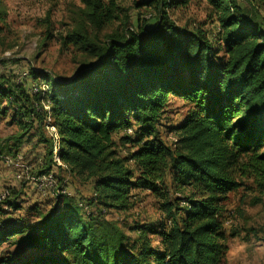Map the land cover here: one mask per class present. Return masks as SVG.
Masks as SVG:
<instances>
[{
	"label": "trees",
	"instance_id": "16d2710c",
	"mask_svg": "<svg viewBox=\"0 0 264 264\" xmlns=\"http://www.w3.org/2000/svg\"><path fill=\"white\" fill-rule=\"evenodd\" d=\"M125 1L82 0L63 43L90 61L71 79L33 68L21 80L0 76V117L16 127L15 145L0 152L16 160L30 146V175L53 174L60 186V171L93 180L99 208L85 214L61 195L30 209L36 223L0 219V249L9 247L0 264H224L229 196L243 179L264 189V0H204L214 39L171 18L190 0H141L143 22ZM174 98L190 109L169 145L159 126ZM137 191L154 197L157 215L126 232L106 215L133 210ZM20 197L12 190L0 216L19 210Z\"/></svg>",
	"mask_w": 264,
	"mask_h": 264
},
{
	"label": "rangeland",
	"instance_id": "374dc122",
	"mask_svg": "<svg viewBox=\"0 0 264 264\" xmlns=\"http://www.w3.org/2000/svg\"><path fill=\"white\" fill-rule=\"evenodd\" d=\"M140 1L126 0L123 7L131 11L133 21H136L138 13H142L143 22L144 18L150 16L146 8L136 9L135 4ZM81 8L82 0H0V76L11 81L21 80L33 68L38 75H48L56 81L71 79L81 65L90 61L74 47L64 46L63 43L64 36L75 27ZM170 11L171 18L178 26L201 28L214 39L217 20L204 0H190L186 8L173 7ZM259 13L264 19V7L259 8ZM116 27L118 24L110 27L107 32ZM37 82L49 83L41 76H38ZM189 109L190 106L176 98L168 104L159 126L162 139L167 144L172 145V138L175 139L171 134L172 128L182 123ZM10 119V114L0 117L2 151L15 145L12 135L16 132V127L9 125ZM127 135H133V132H128ZM115 139L118 141L119 138L116 136ZM118 143L119 151L125 155L129 145L121 147L120 142ZM28 147L30 146H26L16 160L5 157L6 152H0V195L4 192L9 194L14 189L23 193L21 208L9 211L7 215L0 216V219L36 223L38 220L32 217L30 209L38 205L48 208L52 201L54 190L44 189L40 184L28 180L31 178V167L27 168L31 160L26 153ZM58 175L63 178V183L67 182L69 192L76 201L82 203L85 214L98 212V206L92 204L95 194L93 180L82 181L64 171H60ZM17 176L23 178L18 181ZM241 183L243 186L233 192L226 202L223 215V221L227 223L225 230L230 239L244 242L248 240L245 242L248 248L243 249L247 257L264 261V192L260 193L264 189L258 188L250 178L241 180ZM132 195L135 203L133 210L129 213L112 210L106 215L107 219L118 221L126 232L135 223L147 222L157 215L152 195L141 191L133 192ZM2 202L0 201V207L6 209ZM8 248V243L4 244L0 254Z\"/></svg>",
	"mask_w": 264,
	"mask_h": 264
},
{
	"label": "built area",
	"instance_id": "2783aa9c",
	"mask_svg": "<svg viewBox=\"0 0 264 264\" xmlns=\"http://www.w3.org/2000/svg\"><path fill=\"white\" fill-rule=\"evenodd\" d=\"M50 123V120H48V124ZM47 130L49 132V134L54 138L55 140V144H54V153H55V156L57 155V152H58V141H59V137L57 136V133H56V130L54 127H50L48 126L47 127ZM132 131H129V133H131ZM173 140V143L172 144H175L177 142L176 138H172ZM56 161L57 163L62 166L66 171H67V167L62 165L60 162H59V159L56 158ZM28 168V167H27ZM68 175L69 172H68ZM23 178V176H17V180H21ZM29 181H31L32 183H36V184H40V186H42L44 189L45 188H49V189H52L54 190V194L52 195L53 197H58V196H61V195H66V196H72V194L69 192V189H68V186H67V182L65 181V183H63L61 186L59 185L58 181L54 178L53 174H50V175H43V176H40V177H32L31 178H28ZM8 192H4L0 195V201H3L5 200L7 197H8ZM79 207H81L82 209L84 208V206L82 205L81 202H79ZM225 226H227V223H225Z\"/></svg>",
	"mask_w": 264,
	"mask_h": 264
},
{
	"label": "crops",
	"instance_id": "0c3cea01",
	"mask_svg": "<svg viewBox=\"0 0 264 264\" xmlns=\"http://www.w3.org/2000/svg\"><path fill=\"white\" fill-rule=\"evenodd\" d=\"M19 192L21 195L23 194L21 191ZM227 241L228 252L224 264H264V261L255 260V258L247 257V255L244 254L243 249L248 248V244L245 243L248 240L244 242L236 239H230L228 237Z\"/></svg>",
	"mask_w": 264,
	"mask_h": 264
}]
</instances>
